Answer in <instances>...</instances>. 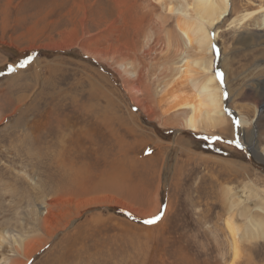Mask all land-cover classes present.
Masks as SVG:
<instances>
[{
	"label": "rangeland",
	"instance_id": "rangeland-1",
	"mask_svg": "<svg viewBox=\"0 0 264 264\" xmlns=\"http://www.w3.org/2000/svg\"><path fill=\"white\" fill-rule=\"evenodd\" d=\"M195 1L176 0L190 5L188 19ZM230 5L212 29L207 58L226 93L222 133L179 128L167 102L160 120H150L118 68L82 49L135 50L132 37L155 28L160 44L168 35L179 44L177 16L163 2L0 0V233L7 239L0 264L15 235L37 230L51 204L53 230L41 234L45 243L26 264H232L229 216L242 227L233 264H264V238L244 239L254 230L249 213L264 221V0ZM118 25L122 47L107 43ZM61 43L67 47L56 49ZM169 54L152 68L157 101L165 83L182 81L179 55ZM57 197L72 203L54 204ZM101 199L119 203L96 204ZM82 202L87 207L76 208Z\"/></svg>",
	"mask_w": 264,
	"mask_h": 264
},
{
	"label": "bare ground",
	"instance_id": "bare-ground-1",
	"mask_svg": "<svg viewBox=\"0 0 264 264\" xmlns=\"http://www.w3.org/2000/svg\"><path fill=\"white\" fill-rule=\"evenodd\" d=\"M155 1L158 3L163 2L166 11L169 14L177 16L178 22L176 28L179 32L175 36V40L179 41V44H176L170 35L165 39L163 38L164 40H161L160 44V38L158 36H154L155 34H153L154 37L151 36L156 30L155 28L151 30L149 34H145L144 36L139 35L138 32L136 40L132 37V47L135 46V50L124 49L121 45V40L124 35V27L118 25L116 31L110 32H116L115 34H112L111 36L110 33H106L105 36L110 34L107 43L110 41L116 42L118 46L122 47L121 50H118L119 52L122 51L124 53L120 56V60L118 59L116 61V58L113 57L118 52H115L114 45H110L106 49L99 48L93 51H90L87 48L90 52L82 48L84 53L86 52L87 55L94 57L99 62L102 61L107 63V65H114L113 67L116 66L118 68L117 72L123 78L124 83H126L127 92H129L132 100L150 120H160L158 109L160 108L161 102H167L168 107L166 108L167 111L165 113L167 115L169 113L175 114L174 117L180 120L179 128H183V130L190 132H199L204 128L218 129L222 133H228L229 129H225V127L229 126H224L228 120L223 113V105L226 103V93L218 84L214 75L215 70L212 60L209 62L207 58L211 59L212 54V39L210 37L212 29H215V25L221 20H224L225 17L230 14L231 0H196L194 9L192 8L193 11L190 14V19L184 15L185 13L188 14L189 10L187 8L190 7V5H187V8L184 9L179 7L180 5L176 0ZM176 4H178V6H176ZM251 15L252 14H246L242 19L245 20ZM157 25L159 27L158 29L161 30L162 25L160 23H157ZM72 33V36H74V31ZM103 33H98V38L102 37ZM139 36H142L141 42L138 41ZM184 41L185 48H181L180 44ZM125 45L129 48V45ZM55 47L56 49H63L64 47H67V45L61 43L57 44ZM189 48L194 49L197 55H194L193 57L189 56L186 51ZM139 49L140 51L138 53ZM130 50L132 52L137 51L134 54V57H131L129 55L130 53L126 55ZM170 52L173 55H179L180 61L177 62V65L181 64V66L179 65L176 70V80L182 79V81H180L179 85L177 84L178 86L173 88H170V86L174 81L172 83H165V85H163V90L161 89V97L157 101L153 97V89L150 86V77L155 76L152 68L155 67L153 66L155 65L154 62H158L157 56L165 54L167 56ZM165 67L163 66V68ZM155 83L158 82L155 81ZM172 114L169 115L171 116ZM170 116L166 117L167 120H169ZM243 123L244 122L241 121V124ZM60 129L62 128L60 127ZM250 135L255 138L257 136L256 130L254 129ZM253 141L255 140L250 138L249 145H253ZM256 154L260 158V153L258 154L257 152ZM260 159L264 161V157L262 158L261 156ZM241 168V171H243L244 168ZM53 203H56L57 205H65L66 207V205L72 203V200H62L60 197H57V199L53 200ZM104 203L117 204L119 202H114V200L112 201L111 199L103 201L101 199L96 202V204L99 205ZM52 205L53 204L48 206L43 205V208L41 209L43 210V212H41L42 218L37 222V230L32 231V233L27 236L15 235L13 241L14 248L10 251L12 252V255L8 256L6 253L3 254L2 261L4 264H26V262L37 253L38 249L43 246L45 241L44 239L41 240V234L46 233L47 235H50L53 230H51V226H53V223L56 221L54 212L51 210ZM75 206L80 209L81 207H85L86 203H76ZM249 219L250 223L254 225V230L248 235H244V239L246 241L263 239V218L259 217L257 214L256 216H250L249 213ZM225 225L232 238L234 256V261H232L233 264V262L239 258L241 253L238 235L242 227L234 221L232 216L227 218ZM42 236L44 235L42 234ZM6 240L5 234L1 235L0 233V248L3 247L2 245Z\"/></svg>",
	"mask_w": 264,
	"mask_h": 264
},
{
	"label": "snow or ice",
	"instance_id": "snow-or-ice-1",
	"mask_svg": "<svg viewBox=\"0 0 264 264\" xmlns=\"http://www.w3.org/2000/svg\"><path fill=\"white\" fill-rule=\"evenodd\" d=\"M160 216H162V213L156 217H153L152 219L146 220L145 223L148 224L154 223L156 220L160 219Z\"/></svg>",
	"mask_w": 264,
	"mask_h": 264
}]
</instances>
